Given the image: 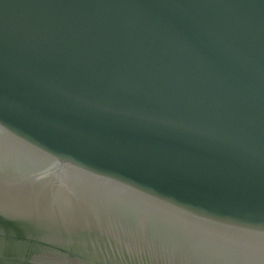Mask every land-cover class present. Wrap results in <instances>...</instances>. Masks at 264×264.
<instances>
[{"label": "water", "instance_id": "water-1", "mask_svg": "<svg viewBox=\"0 0 264 264\" xmlns=\"http://www.w3.org/2000/svg\"><path fill=\"white\" fill-rule=\"evenodd\" d=\"M0 264H264V0H0Z\"/></svg>", "mask_w": 264, "mask_h": 264}]
</instances>
